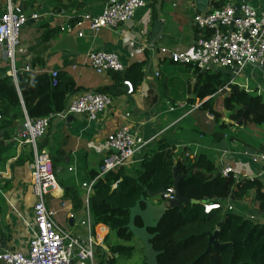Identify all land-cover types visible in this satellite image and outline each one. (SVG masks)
<instances>
[{"label":"crops","instance_id":"obj_1","mask_svg":"<svg viewBox=\"0 0 264 264\" xmlns=\"http://www.w3.org/2000/svg\"><path fill=\"white\" fill-rule=\"evenodd\" d=\"M13 1L25 15L30 17L38 13L41 19L30 20L22 30L21 43L27 55L16 59V78L11 76V63L0 47V78L8 76L17 82L20 74L38 76L58 71L71 76L77 86L85 90L81 93L97 92L115 86V73H96L88 61L91 53L117 54L126 70L135 63L146 64L147 77L135 93L130 94L127 85L119 86L114 94H108L113 101L111 107L96 121L90 122L84 116H74L71 124L68 119H57L39 142V147L47 151L56 163L55 176L62 189L60 197H46L47 208L55 213V220L62 229L81 239L92 237L95 240V264H119L123 257H128L111 252V247L121 242L107 243L109 228L99 225L94 232L92 218L89 225L86 189L83 187L93 179L94 173L100 172L107 153L108 136L123 125H129L146 141L155 138L136 155L128 169L139 166L145 153L153 151L158 143L164 141L176 149V160L205 156L214 160L219 173L224 167H232L238 177L237 183L256 179L264 187V172L251 157L264 153V126L256 127L241 120L221 129V120L225 121L226 116L224 112L215 121L214 117H209L212 115L210 111L200 108L205 101L188 104L190 96L185 91V82L191 77V83H195L193 72L173 65L161 53L164 47L188 53L197 51L195 15L231 2L247 3L258 14H264V0H148L147 7L138 9L131 21L119 29H102L95 37L87 28L71 32H62L61 28L69 20L85 14L101 15L108 0ZM5 8V0H0V19ZM50 31L57 33L48 39ZM80 31H84L83 38L79 37ZM28 65L31 72L26 71ZM247 79L250 88L260 86L264 89V71L248 69L239 82L244 84ZM215 108L221 112L220 100ZM24 113L27 118L25 108ZM25 121L18 120L10 126L0 124V252L5 249L28 253L36 232L35 199L31 192L34 151L29 145L16 141L25 131ZM66 191H75L83 205L75 202L74 197L65 199ZM254 196L252 192L244 201L231 198L224 202L223 210L245 217L258 214L259 219L264 220ZM157 197L153 201L161 205L164 201L160 204ZM135 241L136 245L133 244ZM133 243L145 264L147 258L143 242L135 237Z\"/></svg>","mask_w":264,"mask_h":264},{"label":"trees","instance_id":"obj_2","mask_svg":"<svg viewBox=\"0 0 264 264\" xmlns=\"http://www.w3.org/2000/svg\"><path fill=\"white\" fill-rule=\"evenodd\" d=\"M56 33L48 32L47 38H53ZM170 63L193 72L195 83H191V77L185 82V91L190 96L189 105H195L198 100L205 101L200 108L214 114L215 121L221 118L222 112L226 114L225 121L221 120V129H227L241 120L256 127L264 126L263 96L248 93L238 86H232L231 91L221 92L233 78L229 70L200 71L192 65ZM147 74L145 63H135L125 72L114 74V87L96 93L114 94L119 86H126V82L133 86L135 93ZM82 91L85 90L65 73H59L56 85L48 74H20L17 82L8 76L1 77L0 124L7 123L10 126L18 120L25 121L24 108L28 117L34 120L61 113L71 96ZM218 100L222 108L220 113L215 108ZM175 150L161 141L157 148L145 153L139 166L121 168L98 179L89 205L93 231L99 225L109 228V235L114 232L121 242L111 247V252L131 257L136 251L132 245L135 235L129 228L132 209L142 197L148 199L151 193L174 187L176 170L177 176L182 178V196L199 201L200 204H186L182 210H169L159 225L149 230L156 235L151 242L153 248L162 253L159 264H264V221L259 219L258 214L245 217L223 210L225 201L231 198L244 201L254 192L259 212L264 215L262 183L256 179L237 183L234 176L224 178L218 172L214 160L205 156L176 160ZM55 168L56 163L53 162L54 173ZM98 175L94 173L92 178ZM162 196L160 194L157 197L160 204L163 202ZM70 197L83 205L75 191H66L64 198ZM216 202H221V209L205 214V205ZM142 207H146L145 203H142ZM178 223L182 224L179 226ZM136 224L143 227L139 217ZM216 232L217 241L223 247H212L207 255L209 236Z\"/></svg>","mask_w":264,"mask_h":264},{"label":"built area","instance_id":"obj_3","mask_svg":"<svg viewBox=\"0 0 264 264\" xmlns=\"http://www.w3.org/2000/svg\"><path fill=\"white\" fill-rule=\"evenodd\" d=\"M5 2V12L0 19V47L11 63V76L16 78V59L18 56L27 55L21 43L22 30L30 20H39L41 16L35 13L29 17L13 0H5ZM147 5L148 0H108L101 15L85 14L76 20L71 19L61 31L71 32L77 31L75 29L87 28L95 37L102 29H119L133 19L138 9ZM193 24L197 29L196 52L188 53L164 47L161 53L175 64L192 65L200 71L229 70L233 78L221 92L231 91L232 86H238L248 93L264 95L262 87L250 88L248 79L244 84L239 82L248 69L264 71V14H258L257 10L247 3L231 2L219 9L195 15ZM78 33L79 37H84V31ZM88 61L91 68L100 75L122 73L126 70L119 55L113 53L93 52L88 56ZM26 71H32L30 65L26 67ZM50 75L56 85L59 72L51 71ZM125 84L128 92L132 94L133 86L129 82ZM112 102L109 95L85 92L71 96L66 109L61 113L35 120L26 118L25 131L16 141L22 145H29L34 151L31 192L35 199L33 212L36 232L28 253L1 251L0 264H86L88 262L94 264L95 240L92 237L81 239L72 232L62 229L55 220V213L47 208L46 197L50 195L60 197L62 189L54 173L52 157L39 147V142L47 135L54 120L84 116L90 122H94L100 114L111 107ZM209 117L213 118L210 114ZM154 140L155 138L146 141L129 125H123L108 136L107 153L98 177L83 184L86 189L85 206L89 225H91L90 198L97 180L110 172L131 166L136 155ZM251 157L253 163L259 165L264 172V153L253 154ZM220 174L224 178L234 176L236 180L238 179L232 167H224ZM176 194L175 187L168 189L162 196L163 201L174 200ZM221 207V202L209 203L205 205L204 211L205 214H210ZM229 210H232V207H229Z\"/></svg>","mask_w":264,"mask_h":264},{"label":"water","instance_id":"obj_4","mask_svg":"<svg viewBox=\"0 0 264 264\" xmlns=\"http://www.w3.org/2000/svg\"><path fill=\"white\" fill-rule=\"evenodd\" d=\"M73 116L69 117L67 122L69 124L73 121ZM175 172V189H176V198L174 200H168L163 202L161 205H156V203L153 201V199L160 194H164L165 191L161 190L159 193H151L150 199H147L145 197H142L140 202H138L137 206L132 209L131 211V221L129 224L130 230L133 232L135 237L139 240H141L144 244V254L146 255V263L145 264H159V257L161 256V252L156 251L151 242L156 237L155 234H151L149 232L150 229H153L159 225V223L162 221L166 213L171 209H183L184 205L186 204H192V205H199L200 202L196 200H190L187 198H184L182 196V192L180 189V182L181 177L177 176L176 170ZM142 203H145L146 207H142ZM140 217L143 222V227H138L136 224L137 218ZM218 232H216L214 235L209 236V247L206 251V254L208 255L210 253V249L212 247L219 249L222 248L217 241ZM5 252V249L2 251V253Z\"/></svg>","mask_w":264,"mask_h":264},{"label":"rangeland","instance_id":"obj_5","mask_svg":"<svg viewBox=\"0 0 264 264\" xmlns=\"http://www.w3.org/2000/svg\"><path fill=\"white\" fill-rule=\"evenodd\" d=\"M55 121V120H54ZM53 121V122H54ZM264 221V220H262ZM107 243L109 244H118L120 241L117 239L116 234L112 232L109 237ZM136 241L133 243L136 245ZM95 264V262H94ZM119 264H144L143 256L139 251H136L133 255V257H123L120 261Z\"/></svg>","mask_w":264,"mask_h":264}]
</instances>
